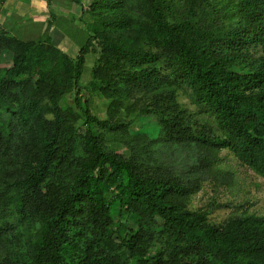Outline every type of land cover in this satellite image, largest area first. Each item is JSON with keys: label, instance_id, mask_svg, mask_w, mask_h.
Listing matches in <instances>:
<instances>
[{"label": "trees", "instance_id": "1", "mask_svg": "<svg viewBox=\"0 0 264 264\" xmlns=\"http://www.w3.org/2000/svg\"><path fill=\"white\" fill-rule=\"evenodd\" d=\"M80 13L75 57L50 41V18L32 41L0 26V55L13 54L0 66V264H264V217L218 224L186 203L223 149L264 178V0H89ZM89 55L85 89L107 119L82 94ZM147 116L156 138L131 132ZM26 218L42 227L33 250L17 247Z\"/></svg>", "mask_w": 264, "mask_h": 264}, {"label": "rangeland", "instance_id": "2", "mask_svg": "<svg viewBox=\"0 0 264 264\" xmlns=\"http://www.w3.org/2000/svg\"><path fill=\"white\" fill-rule=\"evenodd\" d=\"M2 1L0 0V5H3ZM20 1L27 4V7L30 6L32 10L26 9V13L24 12L22 16L0 14L1 27L7 28L11 34L19 39L32 41L36 40L44 32L50 18L54 20L50 31V41L72 57L77 55L80 49V45L78 44L84 43L87 36L83 27L77 22V16L81 14V6L84 8L89 7V0H79L82 4L81 6L77 2L78 0H44L49 5L47 13L45 12L42 15L41 11H39L40 8L34 7L31 4L32 0H11L15 8H17ZM28 13L29 15H27ZM73 15H76V20H72ZM36 19H41L44 22L36 23L34 22ZM68 40L75 43L76 53L72 54L71 48L67 44ZM12 57V52H2L0 55V66L3 68L11 67ZM93 65L94 58L89 55L81 80V85L84 88L82 94L86 98H89L92 113L101 119H107L109 105L106 99L97 95L90 96L85 89L91 81ZM179 101L186 107L196 110V106L191 102L190 96L182 94L179 97ZM130 129L132 133L142 132L151 139L156 138L158 134L153 118L148 116L134 120L131 123ZM72 133L83 134V131L72 128ZM36 138L37 136L32 135L29 140L34 142ZM106 140L112 141V136L107 135ZM117 150L119 153H128L126 149L121 147L117 148ZM186 203L192 210L209 212V220L218 224L223 223L231 215H241L244 213L264 217V178L242 164L232 152L223 149L220 153L216 174L204 181L199 191L190 195ZM27 219L22 220L20 236L17 240V247L20 250L22 248L35 249L38 238L42 234L41 225H34ZM8 235L11 238L13 237L12 230H9Z\"/></svg>", "mask_w": 264, "mask_h": 264}, {"label": "crops", "instance_id": "3", "mask_svg": "<svg viewBox=\"0 0 264 264\" xmlns=\"http://www.w3.org/2000/svg\"><path fill=\"white\" fill-rule=\"evenodd\" d=\"M2 2H3V5L2 4L0 5V11H1L0 14L1 15H7V16H22V15H24V12L26 13V9L29 8V9L32 10V8L30 6L27 7L26 6L27 4L23 3L22 1L19 2L17 8L14 7L13 3L11 2V0H3ZM31 4L34 7L40 8L39 11H41V15L44 14L46 11H48V5L49 4L47 2L45 3L44 0H32ZM27 15H29V13ZM31 19H32V17H31ZM37 21H39V22H37ZM34 22H36V23H43L44 21H42L41 19L40 20H37L36 19V20H34ZM67 44L70 46V48H71L70 50H71L72 54L76 53L75 43L72 42L71 40H68L67 41Z\"/></svg>", "mask_w": 264, "mask_h": 264}]
</instances>
